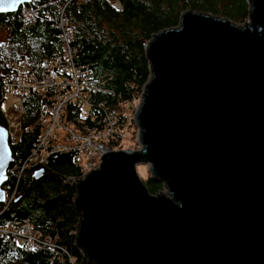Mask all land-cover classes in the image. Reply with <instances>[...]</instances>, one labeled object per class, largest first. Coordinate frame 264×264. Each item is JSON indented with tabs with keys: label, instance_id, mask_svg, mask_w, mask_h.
Returning a JSON list of instances; mask_svg holds the SVG:
<instances>
[{
	"label": "water",
	"instance_id": "1",
	"mask_svg": "<svg viewBox=\"0 0 264 264\" xmlns=\"http://www.w3.org/2000/svg\"><path fill=\"white\" fill-rule=\"evenodd\" d=\"M245 1L243 24L186 10L146 43L139 149L106 153L76 185L88 264H264V0ZM31 2L0 0V14ZM15 164L0 125V203Z\"/></svg>",
	"mask_w": 264,
	"mask_h": 264
},
{
	"label": "trees",
	"instance_id": "2",
	"mask_svg": "<svg viewBox=\"0 0 264 264\" xmlns=\"http://www.w3.org/2000/svg\"><path fill=\"white\" fill-rule=\"evenodd\" d=\"M116 1L120 9L113 6V0H32L25 5L35 17L34 24L29 27L23 25L22 8L15 13L0 14V29L6 32L5 40L0 42V85L5 77L6 63L24 61L39 73L40 63L61 48L59 30L54 23L65 6L64 16L73 29V61L77 66L90 69L95 77L108 81L106 87L114 96L94 97L98 102L107 100L120 116L126 110L124 104L137 101L149 79L144 48L152 35L176 27L186 10L222 16L238 25L248 19L245 0ZM44 101L34 92L24 98V127L34 124L37 108ZM67 120L77 130L83 125L92 126L91 119H79L73 105L67 108ZM36 137L37 130H33L32 134H23L18 144L10 145L17 163L26 159ZM121 140L122 137H117L111 148L121 150L118 149ZM43 168L48 173L37 180L34 169L19 180L8 173L3 189L16 187L18 196L0 216V221L27 219L42 236L55 238L77 263L88 264L74 244L79 215L73 204L77 184L70 180L81 176L79 166L73 164L72 153H61L50 158ZM143 183L152 195L163 191L162 184L150 177ZM0 264H53V261L52 254L47 251L30 253L11 241L0 240Z\"/></svg>",
	"mask_w": 264,
	"mask_h": 264
},
{
	"label": "built area",
	"instance_id": "3",
	"mask_svg": "<svg viewBox=\"0 0 264 264\" xmlns=\"http://www.w3.org/2000/svg\"><path fill=\"white\" fill-rule=\"evenodd\" d=\"M113 6L120 9L113 0ZM65 8V6H64ZM61 9L54 25L59 30L61 48L55 50L50 59H44L39 73L31 70L24 61L8 62L0 85V115L8 133L10 145L20 142L23 134H32L37 130L28 156L16 162L9 174L19 180L30 170L47 166L48 160L61 153H72L73 164L79 166L84 177L96 169L102 156L117 151L111 148L117 137L125 134L126 126L132 122L131 116L112 108L107 100L98 102L95 95L114 96L107 87V80L97 78L93 72L73 61L71 47L73 29ZM26 20L24 27L34 24V13L30 8L22 7ZM50 15H48L49 17ZM41 95L45 101L37 108L34 124L24 127L23 100L31 93ZM135 101L127 102L125 107ZM73 105L80 120L91 119L92 126L83 125L74 129L67 120V108ZM84 179V178H83ZM70 180L78 184L80 181ZM68 181V180H67ZM17 188L5 190L4 202L0 203V216L17 199ZM0 221V240L11 241L30 253L47 251L52 254L53 264H79L64 246L50 235L42 236L40 231L27 219Z\"/></svg>",
	"mask_w": 264,
	"mask_h": 264
},
{
	"label": "rangeland",
	"instance_id": "4",
	"mask_svg": "<svg viewBox=\"0 0 264 264\" xmlns=\"http://www.w3.org/2000/svg\"><path fill=\"white\" fill-rule=\"evenodd\" d=\"M21 7H23V5ZM205 13H208V12H205ZM25 14L26 13L24 12V10H22L23 22L26 20ZM246 21H248V19ZM5 38H6V32H4V30L0 29V42H3L5 40ZM7 72H8V70L5 69V73H7ZM142 91H143V89H142ZM141 95H142V93H141ZM141 95L138 97L137 101L134 102V104H132L131 106L125 107L126 110L123 111L124 114H128L129 116H131L132 124H130V126L126 129L122 140L118 144V149H121V150H133V151L139 149L138 139H137L138 130H137L135 122H134V115H135L136 108H137V106L139 104V101L141 99ZM137 172H138V175H139L140 179L142 180V182H145L149 178V174L147 172V168L146 167H144V166L138 167L137 168ZM83 178H84V174H82V176H79L75 181L83 180ZM74 184L76 185V182ZM163 190H164V188H163ZM73 203H74V201H73ZM76 228H77V225L75 226L74 234H76ZM79 253H80V251H79Z\"/></svg>",
	"mask_w": 264,
	"mask_h": 264
},
{
	"label": "clouds",
	"instance_id": "5",
	"mask_svg": "<svg viewBox=\"0 0 264 264\" xmlns=\"http://www.w3.org/2000/svg\"><path fill=\"white\" fill-rule=\"evenodd\" d=\"M120 6V5H119Z\"/></svg>",
	"mask_w": 264,
	"mask_h": 264
}]
</instances>
